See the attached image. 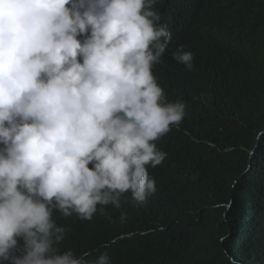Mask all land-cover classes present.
<instances>
[{"label":"clouds","instance_id":"clouds-1","mask_svg":"<svg viewBox=\"0 0 264 264\" xmlns=\"http://www.w3.org/2000/svg\"><path fill=\"white\" fill-rule=\"evenodd\" d=\"M183 2L0 0V264H113L107 245L63 250L55 210L111 204L131 229L175 195L196 66L224 57L176 20Z\"/></svg>","mask_w":264,"mask_h":264},{"label":"trees","instance_id":"trees-1","mask_svg":"<svg viewBox=\"0 0 264 264\" xmlns=\"http://www.w3.org/2000/svg\"><path fill=\"white\" fill-rule=\"evenodd\" d=\"M175 18H189L200 49L224 51L196 66L190 139L172 155L188 175L131 229L111 204L90 221L55 210L68 229L62 249L107 245L99 253L113 264H264V0H184Z\"/></svg>","mask_w":264,"mask_h":264}]
</instances>
